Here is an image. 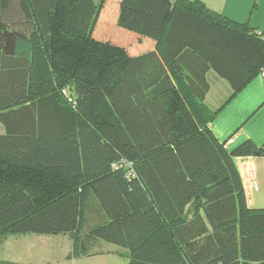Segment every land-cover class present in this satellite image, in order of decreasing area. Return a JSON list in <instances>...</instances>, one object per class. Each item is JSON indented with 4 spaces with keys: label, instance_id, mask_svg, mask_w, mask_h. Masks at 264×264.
I'll return each mask as SVG.
<instances>
[{
    "label": "trees",
    "instance_id": "16d2710c",
    "mask_svg": "<svg viewBox=\"0 0 264 264\" xmlns=\"http://www.w3.org/2000/svg\"><path fill=\"white\" fill-rule=\"evenodd\" d=\"M108 1L0 0V246L67 234L68 259L106 241L128 264H264L235 161L264 149L229 151L206 103L212 72L229 99L264 73V32L202 0Z\"/></svg>",
    "mask_w": 264,
    "mask_h": 264
},
{
    "label": "crops",
    "instance_id": "0c3cea01",
    "mask_svg": "<svg viewBox=\"0 0 264 264\" xmlns=\"http://www.w3.org/2000/svg\"><path fill=\"white\" fill-rule=\"evenodd\" d=\"M202 1L209 8L232 20L249 22L254 28L264 32V0ZM214 77L210 80L211 88L206 98V103L210 107L220 109L210 124L214 135L219 141L226 142L229 151H233L247 140L264 149V76L257 75L231 99H229L232 93L230 84L225 80L226 83L223 82L218 86L220 80ZM214 82L216 85L213 84ZM235 161L243 178L249 207L264 208V155L239 156ZM28 235L10 236L3 244L8 245L12 250L24 243ZM2 251L0 256L6 260L24 264L42 263L14 260L8 254L3 255Z\"/></svg>",
    "mask_w": 264,
    "mask_h": 264
},
{
    "label": "rangeland",
    "instance_id": "374dc122",
    "mask_svg": "<svg viewBox=\"0 0 264 264\" xmlns=\"http://www.w3.org/2000/svg\"><path fill=\"white\" fill-rule=\"evenodd\" d=\"M97 3L100 0H95ZM118 7V0H109L108 6L112 12ZM125 45L131 54H137V50L144 51L148 48V42L150 40L144 39L142 43L136 44L138 39L135 33H127ZM131 41L132 45L126 44V41ZM210 78L214 76L219 81V84L226 83L224 79L219 77L215 72L211 73ZM214 77V78H215ZM224 83V84H225ZM216 85V82L213 83ZM5 132V127L0 121V133ZM19 246H16L10 250L8 245L1 244L0 251L3 255H9L11 259L22 260V261H35L42 262L41 264H128V250L112 244L106 241H102L101 245L98 246L101 253L93 254L87 257H74L68 259L67 256L70 254H76L80 252V245L75 244L72 238L67 234H37L30 233Z\"/></svg>",
    "mask_w": 264,
    "mask_h": 264
},
{
    "label": "built area",
    "instance_id": "2783aa9c",
    "mask_svg": "<svg viewBox=\"0 0 264 264\" xmlns=\"http://www.w3.org/2000/svg\"><path fill=\"white\" fill-rule=\"evenodd\" d=\"M262 75L264 76V73Z\"/></svg>",
    "mask_w": 264,
    "mask_h": 264
}]
</instances>
